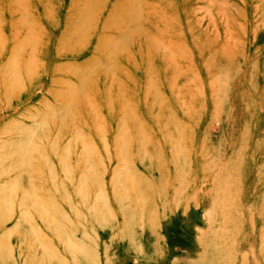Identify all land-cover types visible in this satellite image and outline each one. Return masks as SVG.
<instances>
[{
	"label": "rangeland",
	"instance_id": "rangeland-1",
	"mask_svg": "<svg viewBox=\"0 0 264 264\" xmlns=\"http://www.w3.org/2000/svg\"><path fill=\"white\" fill-rule=\"evenodd\" d=\"M0 264H264V0H0Z\"/></svg>",
	"mask_w": 264,
	"mask_h": 264
}]
</instances>
